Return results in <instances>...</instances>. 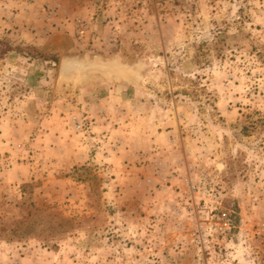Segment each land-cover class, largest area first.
<instances>
[{
  "label": "rangeland",
  "instance_id": "374dc122",
  "mask_svg": "<svg viewBox=\"0 0 264 264\" xmlns=\"http://www.w3.org/2000/svg\"><path fill=\"white\" fill-rule=\"evenodd\" d=\"M0 264H264V0H0Z\"/></svg>",
  "mask_w": 264,
  "mask_h": 264
},
{
  "label": "water",
  "instance_id": "95a60500",
  "mask_svg": "<svg viewBox=\"0 0 264 264\" xmlns=\"http://www.w3.org/2000/svg\"><path fill=\"white\" fill-rule=\"evenodd\" d=\"M122 64L117 60H106L97 55H63L59 64L58 77L64 80H87L96 74L110 75L119 79Z\"/></svg>",
  "mask_w": 264,
  "mask_h": 264
}]
</instances>
